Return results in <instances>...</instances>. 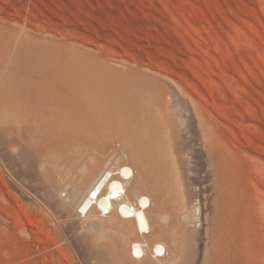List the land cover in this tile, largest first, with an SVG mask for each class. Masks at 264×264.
Instances as JSON below:
<instances>
[{"label": "bare ground", "instance_id": "6f19581e", "mask_svg": "<svg viewBox=\"0 0 264 264\" xmlns=\"http://www.w3.org/2000/svg\"><path fill=\"white\" fill-rule=\"evenodd\" d=\"M35 36L0 24L3 161L88 264H193L210 189L200 112L151 73Z\"/></svg>", "mask_w": 264, "mask_h": 264}, {"label": "rangeland", "instance_id": "374dc122", "mask_svg": "<svg viewBox=\"0 0 264 264\" xmlns=\"http://www.w3.org/2000/svg\"><path fill=\"white\" fill-rule=\"evenodd\" d=\"M0 24L151 73L199 111L210 189L193 264H264V0H0ZM2 158L0 264H88Z\"/></svg>", "mask_w": 264, "mask_h": 264}]
</instances>
